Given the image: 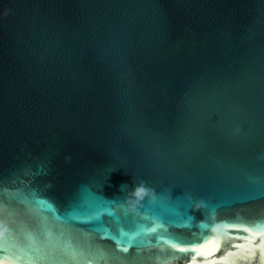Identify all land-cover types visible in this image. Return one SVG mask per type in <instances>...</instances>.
Instances as JSON below:
<instances>
[{
    "label": "water",
    "instance_id": "1",
    "mask_svg": "<svg viewBox=\"0 0 264 264\" xmlns=\"http://www.w3.org/2000/svg\"><path fill=\"white\" fill-rule=\"evenodd\" d=\"M261 230L264 0H0L3 264H264Z\"/></svg>",
    "mask_w": 264,
    "mask_h": 264
},
{
    "label": "snow or ice",
    "instance_id": "2",
    "mask_svg": "<svg viewBox=\"0 0 264 264\" xmlns=\"http://www.w3.org/2000/svg\"><path fill=\"white\" fill-rule=\"evenodd\" d=\"M153 231H154V229H153ZM244 231H250V230H249L248 228H244ZM260 235H261V236H264V230H261V231H260ZM205 240H206V242H207V238H205ZM195 243H198V241H196ZM260 244H261V245H264V240H261V241H260ZM173 247H176V246L173 245ZM178 250L187 253V252L195 251L196 249L190 245V246H188V247L179 248ZM0 251H3V244H2V243H0ZM123 251H124V252H127V251H128V248H124ZM0 264H3V258H2V257H0ZM193 264H195V260H194V258H193Z\"/></svg>",
    "mask_w": 264,
    "mask_h": 264
}]
</instances>
